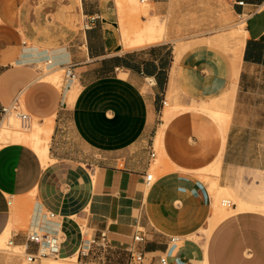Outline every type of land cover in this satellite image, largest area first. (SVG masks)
Listing matches in <instances>:
<instances>
[{"label": "crops", "instance_id": "1", "mask_svg": "<svg viewBox=\"0 0 264 264\" xmlns=\"http://www.w3.org/2000/svg\"><path fill=\"white\" fill-rule=\"evenodd\" d=\"M147 1L141 21L167 17L168 39L127 49L122 28L139 22L122 24L129 10L118 0H0V124L16 102L50 120L52 159L45 166L22 142L0 147V235L34 191V224L63 233V258L87 229L108 233L110 264H128L132 247L142 264H264L261 210L230 214L206 240L214 196L197 174L219 159L221 186L264 203V0ZM237 20L245 32L230 31L231 47ZM47 59L54 64L42 71ZM69 63L77 77L68 86L43 78ZM172 92L179 99L168 107ZM158 137L161 171L147 185ZM26 234L11 238L24 244Z\"/></svg>", "mask_w": 264, "mask_h": 264}, {"label": "bare ground", "instance_id": "2", "mask_svg": "<svg viewBox=\"0 0 264 264\" xmlns=\"http://www.w3.org/2000/svg\"><path fill=\"white\" fill-rule=\"evenodd\" d=\"M149 6L147 3L148 1L142 2ZM147 5H138V9L140 10H147ZM149 14V13H148ZM167 16V15H166ZM239 31L245 32L244 27L240 28ZM122 42L124 46L127 49L132 48H140L147 45L155 44L158 42H162L168 39L167 35V17L162 18V20H154L149 19L146 23H138L134 26H132L130 29L122 28ZM45 68H49V66H45ZM59 69L54 70L52 72H47L44 75V79L57 82L60 78L59 76ZM216 118L221 122L224 131L227 130V120L219 113L214 114ZM18 117L10 113L7 118H4V120L1 122L2 126L7 128L8 130H15V133H11L12 137L16 139V141L19 142H25L28 145H30L36 153L39 155V157L42 160V163L47 166L51 162V158L49 156V141H50V134H51V123L50 120H47L45 123H40L39 121L34 122V125L30 128L32 122L29 127H22L19 123ZM20 126L22 128H30V130L21 131ZM11 136V135H10ZM9 136V139L11 140ZM225 137V136H224ZM226 138V137H225ZM8 136L5 138V143H8ZM161 141L160 137L157 139V150H158V158L154 161L158 163L157 167L162 164V150H161ZM219 160V159H218ZM218 160L217 162L210 164L209 166L198 170L197 174L203 178L204 180L209 182V188L211 193L214 196V204H213V216L210 219L208 229L205 234V238L207 240L208 236L210 235L212 229L225 217L229 216L230 214L241 211V210H247L250 208H255L258 210H261L264 212V203L260 205H249L246 202L242 200H238L234 198L232 193L230 192L229 186H221L219 184V175H220V163ZM221 160V159H220ZM159 166V168H160ZM166 169L165 167H162ZM161 168V169H162ZM158 170V169H157ZM154 175V174H153ZM95 176V174H94ZM94 180V179H93ZM225 184V183H224ZM227 184V183H226ZM145 189V188H144ZM145 192V190H144ZM31 196L35 194L34 191L30 192ZM35 196V195H34ZM35 198V197H34ZM227 202H230L228 205ZM231 202L236 204V207H233L231 205ZM35 205V204H34ZM231 205V206H230ZM23 213L18 210H12L11 214V220L5 230V232L0 235V246L4 242V238L6 234L11 230H9L10 226L13 224L15 220H17L20 216H22ZM137 216H134L133 218L136 219ZM31 226L35 227L34 220L31 219ZM42 221V220H41ZM20 222V221H18ZM16 223V222H15ZM18 248V247H15ZM29 264H81L80 262L76 261L74 256L63 258L60 256L59 258H43L42 260L35 262V263H29ZM84 264V263H83Z\"/></svg>", "mask_w": 264, "mask_h": 264}, {"label": "built area", "instance_id": "3", "mask_svg": "<svg viewBox=\"0 0 264 264\" xmlns=\"http://www.w3.org/2000/svg\"><path fill=\"white\" fill-rule=\"evenodd\" d=\"M142 2L147 0H141ZM239 5L243 4V1L238 2ZM45 66L52 67L53 60L47 59L44 62ZM76 64H65L61 67L63 70V82L62 86H68L73 82L77 74L75 72ZM167 104L166 101L163 102ZM1 113L3 118H7L10 113L15 114L22 127H29L33 116L27 112L19 102L14 103L8 108H2ZM155 156V153H152ZM154 180L152 173L145 175V181L147 185H150ZM229 205L230 202H227ZM234 205V204H232ZM48 219L55 217V213L46 211L43 213ZM135 242H141L144 240V234L142 230H138L133 237ZM64 242V235L60 230H44L38 227H30L27 229L26 242L24 244H15L13 238H10L7 242V250L10 248L19 249L22 257L29 263H35L43 258H59L61 256V247ZM18 247V248H14ZM114 248L111 244L109 235L106 231H99L97 233L90 234L87 229H81V243L77 249L69 256H74L76 261L89 264H110L114 255ZM128 264H142L144 261V254L135 248H130ZM162 264L166 263V258L161 257Z\"/></svg>", "mask_w": 264, "mask_h": 264}, {"label": "rangeland", "instance_id": "4", "mask_svg": "<svg viewBox=\"0 0 264 264\" xmlns=\"http://www.w3.org/2000/svg\"><path fill=\"white\" fill-rule=\"evenodd\" d=\"M118 3L123 4V8L122 9H125V7H126L129 10V12H127L125 14L126 22L123 21V23H122L123 25H126V26L130 25L131 21L134 18H136V20L139 23H146L147 22V21L146 22L141 21V18H140L141 15H146L147 17H149V15H148L149 6L147 4L141 3L140 0H127V1L126 0H121V1L118 0ZM129 4H131L133 6V10L134 11L130 10V8L128 6ZM138 5H147L146 6L147 10H143L142 11V10L138 9ZM63 16L64 17L66 16V18L69 16V18L74 19L75 15L66 13ZM151 19L160 21V19H162V18L154 16ZM242 27H244L243 22H241L240 20H237L236 22H234L232 27H230V29L228 30L227 36L229 35V38H227V39H228V42H229L231 47L234 46L235 40L233 38L234 36L233 37L231 36L230 31H232L234 34H240L241 31H239V30ZM40 68H41L42 71L46 70L45 69V64H41ZM59 76H60L59 80L57 82H53V83L57 87L60 88L62 86V82H63V70H59ZM176 99H179V95L176 92H172L170 94V96L168 97V100H169V103H170V105L168 107L172 106L173 101L176 100ZM168 107H166V108H168ZM174 112H177L176 106H175ZM35 120L36 119H34V121L32 122L30 128L34 125ZM36 121H38V120H36ZM19 123H20V121H19ZM20 125H21V123H20ZM30 128H22L20 126V130L21 131L30 130ZM14 131L15 130H12V129L8 130L7 128L2 126V124H0V147L2 145H4L3 143H5V138L7 136H8V140H9L8 143H10V142H19V141H16V139L14 137H12L11 133H15ZM9 136H10L11 140L9 139ZM22 143L27 144L25 142H22ZM157 154H158V152H157ZM157 165H158V163L154 162L153 165H152V168L150 170V173H152V174H155V171H156L157 172L156 176L158 175V172L161 171L160 168H159L160 165L158 167H157ZM34 195L31 196V194L29 193L28 195H26L24 197H21L13 205L12 210H18V211L22 212L23 215L20 216L17 220H15L13 222V224L10 226L9 230L10 229L11 230L6 234V236L4 238V242L0 246V253H1V255L4 256V259L2 261H0V262H4V263H8V264H29V262H27L22 257V255L20 254L21 252H20L19 249L10 248V249L7 250V242L11 238V231L12 230H14V231H20V230L26 231L28 228L31 227V222H32L31 219L33 218L34 210H35L36 205L38 204V202H40L36 192H35ZM18 221H20V222H18ZM129 246H130V244L128 245V247ZM51 259H53V258H51ZM80 263L83 264L82 262H80ZM84 264H89V263H84Z\"/></svg>", "mask_w": 264, "mask_h": 264}]
</instances>
